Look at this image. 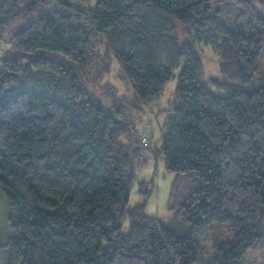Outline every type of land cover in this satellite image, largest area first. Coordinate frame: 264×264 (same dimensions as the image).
Wrapping results in <instances>:
<instances>
[{
  "label": "trees",
  "instance_id": "obj_1",
  "mask_svg": "<svg viewBox=\"0 0 264 264\" xmlns=\"http://www.w3.org/2000/svg\"><path fill=\"white\" fill-rule=\"evenodd\" d=\"M94 1L0 0V44L7 35L11 45L0 58L7 264H244L264 221V84H254L264 0ZM226 6L240 11L237 24L222 19ZM201 46L215 52L224 80L203 83ZM111 56L132 101L108 84L110 105L90 95ZM181 61L153 157L193 189L159 219L145 212L151 182L138 183L143 205L129 206L151 156L147 139H134L135 121ZM214 224L235 244L207 257L199 239Z\"/></svg>",
  "mask_w": 264,
  "mask_h": 264
},
{
  "label": "rangeland",
  "instance_id": "obj_2",
  "mask_svg": "<svg viewBox=\"0 0 264 264\" xmlns=\"http://www.w3.org/2000/svg\"><path fill=\"white\" fill-rule=\"evenodd\" d=\"M72 2L81 3L86 6H94V0H71ZM222 12V19L227 25L237 24L241 19V13L235 7L226 6L220 7ZM177 37L180 41L185 39V30L181 26H177ZM100 48V47H99ZM99 48H96L99 50ZM102 49V48H101ZM200 58L203 66V83L213 77L219 80H224V77L219 72V59L215 52L210 47L200 48ZM11 50V45L7 43V35L4 36V41L0 44V58L8 54ZM104 50L102 49L103 53ZM51 55L52 53H47ZM111 70L110 73L101 79L100 85L92 88L94 92H90L91 96L98 98L101 94L103 103L110 105V98H103L101 85L108 84L115 89V97L126 101L133 100V92L126 80H124L121 70L111 56ZM183 66V61L174 71L173 77L166 83L160 94L152 101V103L145 108L144 112L135 121L134 139H147L151 149V156L146 166L141 167L136 171V178L130 189L129 206L134 207L143 205L144 198L138 191V183L141 181L151 182L150 187L153 188V193L146 203V215L149 217H156L159 219L167 218L172 215L168 211L169 207L174 211L185 198L192 192L193 185L190 179L184 175L176 173H168L164 168V162L161 156H154L155 150L159 151L161 148V136L166 132L164 126L165 119L169 115L168 110H171L174 105V91L177 86V78ZM1 68V63H0ZM264 84V51L259 60L258 72L254 76V84ZM153 152V154H152ZM9 207L0 192V264H7L9 253L6 247L7 240L10 235L9 224ZM262 238L251 248L245 258L244 264H264V221L261 226ZM228 242L235 244V239L228 232L224 224H214L208 227L199 239L201 247L207 251V257L211 256L215 247L220 244Z\"/></svg>",
  "mask_w": 264,
  "mask_h": 264
}]
</instances>
